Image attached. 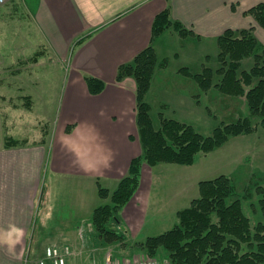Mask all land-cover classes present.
<instances>
[{
  "label": "crops",
  "instance_id": "1",
  "mask_svg": "<svg viewBox=\"0 0 264 264\" xmlns=\"http://www.w3.org/2000/svg\"><path fill=\"white\" fill-rule=\"evenodd\" d=\"M259 3L264 0H4L0 4V12L10 16L21 9L25 22L32 23L42 39L32 66L43 57L67 63L55 128L43 129L40 121L25 122L22 111L32 109L19 108L9 116L8 124L0 115V264H38L41 260L51 264L45 257L46 248L57 249L65 264H101L106 256L118 261V256L126 254L137 257L145 253L140 243L177 223L176 213L195 197L185 200L184 182L174 185L177 197L166 208L159 189L153 190L156 173V178L163 176L158 169L166 167L143 164L139 186L119 212L124 241L110 244L106 250L103 244V250L91 247L101 244L90 223L93 210L106 203L98 197V187L114 190L127 174L131 159L141 154L135 83L131 77L117 82V69L149 45L153 18L168 7L170 19L180 22L192 35L180 37L168 29L152 41L158 62L170 58L181 61L170 72L167 66L155 70L144 100L150 115L152 110L157 116L166 113V118L180 122L191 114L195 117L196 110L202 109L201 91L181 69L200 73L210 59V69H217L216 39L227 29L252 27L264 47V30L243 14ZM25 62H1L0 69L20 67ZM8 72L17 75L5 77ZM0 73L3 107L5 101L19 95V88L12 85L24 72ZM171 73L182 75L186 87H179L178 82L170 85L167 77ZM84 76L102 81L103 91L89 94ZM209 91L202 93L207 96ZM67 126L71 127L68 133ZM255 132L230 138L225 144L244 138L248 144ZM5 138L25 144L5 147ZM148 218L150 226L145 230ZM158 252L159 259H166L161 250Z\"/></svg>",
  "mask_w": 264,
  "mask_h": 264
},
{
  "label": "trees",
  "instance_id": "2",
  "mask_svg": "<svg viewBox=\"0 0 264 264\" xmlns=\"http://www.w3.org/2000/svg\"><path fill=\"white\" fill-rule=\"evenodd\" d=\"M243 14L251 16L264 30V3ZM168 29L180 37L192 35L180 22L170 19L167 7L153 18L149 45L117 69V82L131 77L135 83V120L141 154L131 159L127 174L114 190L98 187V197L106 203L93 210L90 223L94 235L105 246L124 240L119 212L136 192L143 164L150 168L158 164L190 166L197 155L213 152L230 138L252 134L258 127L264 130V47L255 38L252 27L227 29L217 37L219 66L214 71L203 67L200 73L190 74L187 69H181L201 92L214 88L224 97H244L247 116L216 127L209 136L188 123L161 114L157 116L158 125L154 126L150 106L144 98L155 70L164 67L166 60L157 61L152 41ZM38 55L36 52L27 62H34ZM247 60L250 66L246 69L243 62ZM214 75L218 77L216 82ZM84 82L91 95L104 89V83L94 77L84 76ZM193 98L198 102V95ZM23 99L22 104L28 109L30 98L23 96ZM255 117L258 120L252 123ZM70 130L67 126L66 132ZM24 144L11 138L4 140L5 147ZM259 180L264 181V176ZM197 187L198 197L176 213L177 223L160 235L146 238L139 246L149 257H156L161 250L169 264H264V185L254 183L241 196L243 200L257 198L256 203L249 204L257 218L254 224L242 209V199L237 197L229 177L219 175L200 181Z\"/></svg>",
  "mask_w": 264,
  "mask_h": 264
},
{
  "label": "rangeland",
  "instance_id": "3",
  "mask_svg": "<svg viewBox=\"0 0 264 264\" xmlns=\"http://www.w3.org/2000/svg\"><path fill=\"white\" fill-rule=\"evenodd\" d=\"M42 42L33 24L25 22L21 9L17 14L14 13L11 16L5 12H0V63L4 62L7 65L19 59L26 61L24 64L20 65V67L15 66L10 69L7 67L0 69V72L1 70L16 71L18 69L24 72V74L16 78L18 79L17 82L12 85L19 88V95H17V97L13 96L9 101H5L3 107H0V115L5 124H8L10 120L9 116H11L12 113H18V109L22 107L24 110L32 109L31 111H22L25 122L40 121L41 128L44 129L46 126L48 130H50L52 126L54 128L57 126L61 98L67 75V63H55L54 60L49 61L47 57L40 59L37 66H32L31 62H27L29 57L33 56L36 51L41 50L40 44ZM168 50L172 49L169 47ZM211 60L213 59L209 60L207 68H211L210 66L213 63ZM180 61V59L178 61L171 58L166 59L165 67L167 66V71L170 72L171 69L175 67V64ZM218 66L219 64L217 68ZM249 66L250 60L243 62L244 68L247 69ZM211 70L214 71V69ZM1 75L0 73V76ZM10 75L16 77L17 74H9L8 72L5 77H9ZM217 79L218 77L215 76L214 82H216ZM167 80L170 85L174 82L176 85L178 82L179 87H186V85H184L185 79L182 75L175 77V75L171 73L167 77ZM22 95L30 98L28 109L24 106L25 104H22L24 100ZM200 102L202 104V109L201 111L196 110L199 111L198 115L193 117V114H191V117L185 119L184 122L192 125L204 136H209L216 127L222 124L235 122L238 118L246 117L248 114L244 97H224L213 88L210 89L207 96L201 92ZM162 116L166 118L168 115L165 113L162 114ZM151 117L156 127L158 125V118L156 112L153 110ZM13 118H15V116H13ZM257 120L256 117L252 118V123H256ZM252 137H254V140L251 139L248 144L244 142L246 138H244L243 141L232 140V142L225 144L213 152L199 154L196 156L194 163L190 166H170L169 164H162V167L166 168L158 169L157 172L162 173L163 176L160 175L156 178V173L153 190L159 189L158 194L160 198L163 197L166 201L164 204H166L167 208L168 204L177 197L174 191V185L178 187L184 182V188L186 190L185 200L188 198V200H190L191 196L193 198L198 197L197 182L224 175L232 180L235 193L237 197L241 198L242 194L245 191L248 192L250 186L254 183L264 185V181L259 180L261 176H264V130L258 127L255 136ZM172 167H175V169ZM156 183L159 185L158 188ZM252 193L254 194L253 191ZM256 199V196H253L251 200H241L242 209L250 218L252 224L255 223L257 218L251 212L249 204L256 203ZM149 226L148 218L145 230ZM101 246L102 244L98 243L91 245V247L103 250ZM103 247L104 250L107 249L105 245H103ZM122 247L125 246L122 245ZM118 251L119 249L114 250V252ZM133 256L134 254L120 255L117 257V260L123 262L124 260L135 258ZM140 256L143 257L148 255L145 252ZM160 257L161 256L156 255L157 259ZM112 260L114 259L112 258Z\"/></svg>",
  "mask_w": 264,
  "mask_h": 264
},
{
  "label": "built area",
  "instance_id": "4",
  "mask_svg": "<svg viewBox=\"0 0 264 264\" xmlns=\"http://www.w3.org/2000/svg\"><path fill=\"white\" fill-rule=\"evenodd\" d=\"M3 3L4 0H0V4ZM45 257L51 261V264H65L64 258L55 248H46ZM38 264H44V261L41 260ZM101 264H169V261L168 259H157L149 256H137L132 260H124L121 262L112 260L110 256H106Z\"/></svg>",
  "mask_w": 264,
  "mask_h": 264
}]
</instances>
